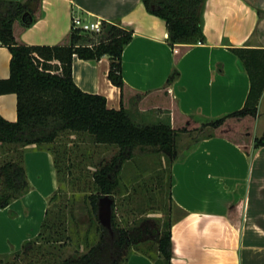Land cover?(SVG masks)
I'll return each mask as SVG.
<instances>
[{
  "label": "crops",
  "instance_id": "1",
  "mask_svg": "<svg viewBox=\"0 0 264 264\" xmlns=\"http://www.w3.org/2000/svg\"><path fill=\"white\" fill-rule=\"evenodd\" d=\"M78 14L133 32L123 54V94L108 79V56L73 61L76 85L106 97L110 108L124 107L142 119L162 111L174 129H198L244 107L250 78L229 48L264 49V0H207L206 42L197 45L172 48L165 21L143 0H41L31 27L14 23L15 38L27 45H68ZM11 58L0 41V80L10 77ZM174 71L177 77L169 82ZM263 101L264 94L257 118L228 120L216 137L200 141L171 166V195L180 213L172 225V264H264V147L255 150V138L247 137L259 127ZM17 102L15 94L0 96V114L8 121L18 119ZM229 134L241 137L234 141ZM26 168L30 192L0 208L1 258L37 238L60 187L50 152L28 149ZM127 264L156 262L135 252Z\"/></svg>",
  "mask_w": 264,
  "mask_h": 264
},
{
  "label": "trees",
  "instance_id": "2",
  "mask_svg": "<svg viewBox=\"0 0 264 264\" xmlns=\"http://www.w3.org/2000/svg\"><path fill=\"white\" fill-rule=\"evenodd\" d=\"M40 1L0 0V41L12 55L10 77L0 80V96L15 94L18 101L17 121H8L0 114V208H8L30 192L26 168V152L30 148L45 150L53 155L59 182L63 172L62 161L68 153H61L55 144L63 133L87 135L95 145L116 147L119 152L111 162L95 169V188L83 201L87 204L82 209L84 213L77 214L72 205L60 208L52 217L49 208L37 238L26 241L22 249L14 253L13 262L0 260V264H127L135 252L152 258L156 264H172L173 221H167L163 226L150 220L122 224L117 218L114 203L112 225L115 234L112 236L99 222V199L110 195L115 201L122 189L119 174L124 163L134 158L135 151L150 149L169 160V200L175 207L171 195L175 183L171 166L181 158L178 153L179 135L203 134L205 129L215 132L230 119L259 116V104L264 94V49L229 48L251 83L241 110L210 120L204 127L192 130L174 129L167 122L138 123L124 107L110 108L106 97L82 91L73 79L75 57L98 62L108 56V79L123 94L126 86L123 54L133 39L132 30L118 23L105 22V34L98 42L73 29L68 45L21 44L15 38L14 23L20 20L25 27H31ZM143 2L150 13L165 21L169 32L168 43L172 48L206 42L204 10L207 0ZM175 72L169 82L177 77ZM214 132L198 137L197 143L216 137ZM198 144L193 145L188 153ZM263 147L264 135L256 137L254 149ZM57 196L58 192L52 196L50 204ZM84 215L87 216V229L82 232L80 225L84 222ZM71 245L75 246V251L67 256L66 249ZM142 245L149 246L146 249ZM153 246H157V255L152 253Z\"/></svg>",
  "mask_w": 264,
  "mask_h": 264
},
{
  "label": "rangeland",
  "instance_id": "3",
  "mask_svg": "<svg viewBox=\"0 0 264 264\" xmlns=\"http://www.w3.org/2000/svg\"><path fill=\"white\" fill-rule=\"evenodd\" d=\"M261 112L259 127L250 131L247 135L248 138H260L264 135V101L261 105ZM129 113L138 123L147 124L153 120L167 122V115H162V111L148 113V117L143 119L132 112ZM232 122L234 125L235 121ZM179 127L181 126L178 123L177 128ZM231 128L232 126L229 127V129ZM234 129L242 133L239 128ZM244 130L245 132L248 131ZM211 132L214 131L205 129L203 134L183 133L179 135V155L187 154L193 145L200 143H197L198 137ZM228 137L236 141V138L241 136L229 134ZM55 145L61 153L67 152L68 156L62 161L63 172L60 176L58 196L50 207L52 217H55L54 213L60 208L72 205H74L77 214H80L83 212L82 209L87 207L83 201L94 192L93 173L95 169L111 162L119 149L111 146H97L92 143L87 135L73 133H63ZM119 178L122 189L120 194L115 197V211L120 223L125 224L127 221L131 225L133 222L150 220L163 226L165 222L174 221L180 216V213L174 206L172 207L169 200L170 163L163 154L155 153L150 149L135 151L134 158L124 163ZM83 219L84 222L80 225L82 232L87 229V216L84 215ZM72 229L74 228L72 227ZM147 246L149 245H142L143 248ZM74 251L75 246H69L66 249L67 256H71ZM152 253L157 255V246H153ZM0 260L5 263L13 262L15 254L11 253L6 257H0Z\"/></svg>",
  "mask_w": 264,
  "mask_h": 264
},
{
  "label": "built area",
  "instance_id": "4",
  "mask_svg": "<svg viewBox=\"0 0 264 264\" xmlns=\"http://www.w3.org/2000/svg\"><path fill=\"white\" fill-rule=\"evenodd\" d=\"M105 22L101 19L93 20L87 16L78 14L73 16L72 28L89 35L98 42V39L105 34Z\"/></svg>",
  "mask_w": 264,
  "mask_h": 264
},
{
  "label": "water",
  "instance_id": "5",
  "mask_svg": "<svg viewBox=\"0 0 264 264\" xmlns=\"http://www.w3.org/2000/svg\"><path fill=\"white\" fill-rule=\"evenodd\" d=\"M114 203L115 201L110 195L101 197L98 203L99 222L112 236L115 234L112 225Z\"/></svg>",
  "mask_w": 264,
  "mask_h": 264
}]
</instances>
